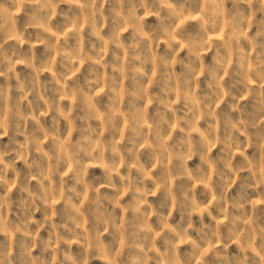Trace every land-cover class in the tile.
<instances>
[{
	"label": "rangeland",
	"instance_id": "obj_1",
	"mask_svg": "<svg viewBox=\"0 0 264 264\" xmlns=\"http://www.w3.org/2000/svg\"><path fill=\"white\" fill-rule=\"evenodd\" d=\"M0 156L9 264H264V3L0 0Z\"/></svg>",
	"mask_w": 264,
	"mask_h": 264
},
{
	"label": "clouds",
	"instance_id": "obj_2",
	"mask_svg": "<svg viewBox=\"0 0 264 264\" xmlns=\"http://www.w3.org/2000/svg\"><path fill=\"white\" fill-rule=\"evenodd\" d=\"M260 3H264V0H260ZM209 114H211V112ZM0 163H3L2 156H0ZM189 227H192L191 223H189ZM0 264H9L7 256L3 253H0Z\"/></svg>",
	"mask_w": 264,
	"mask_h": 264
}]
</instances>
